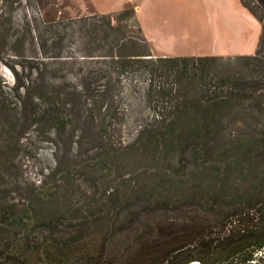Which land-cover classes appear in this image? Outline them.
Segmentation results:
<instances>
[{"label": "trees", "instance_id": "obj_1", "mask_svg": "<svg viewBox=\"0 0 264 264\" xmlns=\"http://www.w3.org/2000/svg\"><path fill=\"white\" fill-rule=\"evenodd\" d=\"M239 2L260 25L259 46L264 0ZM22 5L23 0H0V61H11L15 75L9 91L0 79L1 165L22 150L20 141H27L29 130L61 131L85 117L105 129L118 94L112 74L135 70L147 77L143 92L160 107L150 121L142 119L135 141L179 154L177 167L170 174L160 171L146 187L91 193L79 204L64 202L48 212H42L38 193L29 191L33 208L27 205L0 220V264H264V57L259 48L234 56L242 63L237 75L213 77L220 55L156 54L135 5L92 13L68 22L95 43L82 54L102 57L105 67L89 70L98 81H82L79 90L60 84L59 94L36 71L35 63L43 61L33 59L32 18L15 14ZM128 17V24L121 22ZM189 83L201 84L200 92L189 94Z\"/></svg>", "mask_w": 264, "mask_h": 264}, {"label": "rangeland", "instance_id": "obj_2", "mask_svg": "<svg viewBox=\"0 0 264 264\" xmlns=\"http://www.w3.org/2000/svg\"><path fill=\"white\" fill-rule=\"evenodd\" d=\"M92 1L23 0V5L15 11L18 18L24 17V13L32 18V40L37 55L33 59L43 61L35 63L36 71L42 72L46 83L56 86L59 94L60 84L70 85L68 89L74 85L79 90L82 81H98L97 77L88 75L89 70L105 67L101 65L102 57L82 54V49L91 50L95 43L72 31L74 24L68 19L94 12H117L131 5H135L137 20L145 36L151 38L156 54L222 56L211 69L213 77L237 75L242 63L234 56L254 54L259 48L264 57V40L258 46L259 24L239 11L237 0ZM121 22L128 24L130 18ZM10 65L11 61H0V79L7 91L15 80ZM15 69L19 71L18 66ZM110 79L115 82L118 94L109 107L111 117L105 129L98 130L85 117L77 122L73 120L61 131L44 134L29 130L27 141L24 138L20 141L22 150L8 155L7 165H1L4 159L0 157L3 167L0 183H4L0 189H12L0 193V220L11 211L20 214L27 205L33 208L29 203L31 190L42 198V212H48L53 206L60 209L64 202L79 204L91 193L146 187L160 171L170 174L177 167L178 151L166 155L162 145L146 147L143 139L135 141L142 119L146 117L150 121L152 112L160 110L154 106L155 97L148 99L143 92L147 77L135 70L121 76L115 72ZM130 84L131 88H127ZM192 84H187L186 91L191 95L200 92L201 84ZM174 85L182 91V85Z\"/></svg>", "mask_w": 264, "mask_h": 264}, {"label": "crops", "instance_id": "obj_3", "mask_svg": "<svg viewBox=\"0 0 264 264\" xmlns=\"http://www.w3.org/2000/svg\"><path fill=\"white\" fill-rule=\"evenodd\" d=\"M89 2L90 3H93V1L92 0H89ZM237 4H238V7L240 8V12L241 13H243V14H245L248 18H250L251 20H253L254 21V23H258V21L240 4V2H239V0H237ZM97 10V9H96ZM107 12V11H106ZM109 12H112V11H109ZM94 13H96V12H94ZM137 13V12H136ZM136 17H137V15H136ZM259 24V23H258ZM141 26V25H140ZM259 27H260V25H259ZM142 28V27H141ZM150 41H151V38L150 37H147ZM152 42V41H151ZM153 43V42H152ZM156 48V47H155ZM157 50L158 51H160V49H158L157 48ZM161 52V51H160ZM163 55H166V54H164V52H163Z\"/></svg>", "mask_w": 264, "mask_h": 264}, {"label": "built area", "instance_id": "obj_4", "mask_svg": "<svg viewBox=\"0 0 264 264\" xmlns=\"http://www.w3.org/2000/svg\"><path fill=\"white\" fill-rule=\"evenodd\" d=\"M191 264H198V262L195 261V262H192Z\"/></svg>", "mask_w": 264, "mask_h": 264}]
</instances>
